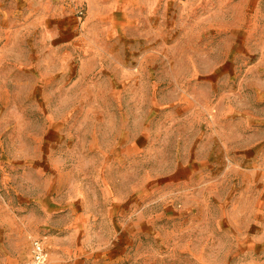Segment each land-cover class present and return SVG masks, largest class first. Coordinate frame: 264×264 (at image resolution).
<instances>
[{
	"label": "rangeland",
	"instance_id": "1",
	"mask_svg": "<svg viewBox=\"0 0 264 264\" xmlns=\"http://www.w3.org/2000/svg\"><path fill=\"white\" fill-rule=\"evenodd\" d=\"M170 2L167 19L161 8L152 16L138 9L135 23L129 12L118 20L84 0H45L41 8L29 0L24 9L0 0V68H11L14 80L0 87V226L20 218L32 180L49 177L51 162L77 165L87 176L89 162L107 161L106 174L123 182L132 174L143 189L151 183L156 200L167 189L188 195L181 246L171 236L164 254L169 264H247L257 256V232L229 233V193L264 192V153L256 154L258 167L237 169L229 153L191 152L211 147L185 140L210 137L214 105L200 83L217 77L225 91L229 72L207 78L205 48L222 52L216 40L225 34L235 53L229 68H238L234 76L246 81L250 100L255 89L264 97V0ZM250 111L264 113V101L252 100ZM176 212L171 207V224ZM12 243L0 228V264Z\"/></svg>",
	"mask_w": 264,
	"mask_h": 264
},
{
	"label": "crops",
	"instance_id": "2",
	"mask_svg": "<svg viewBox=\"0 0 264 264\" xmlns=\"http://www.w3.org/2000/svg\"><path fill=\"white\" fill-rule=\"evenodd\" d=\"M16 1L24 9L29 0ZM32 1L34 8H41L45 3V0ZM47 1L51 5L58 3V0ZM84 1L90 9L103 6L109 11V17L122 21L127 12L132 19L138 9H144L146 16H152L155 15L153 10L159 8L167 12L163 14L167 19L172 6L170 0H146L143 3L141 0ZM134 18L132 20L136 23L138 18ZM225 18L223 26L229 29V11ZM195 37L198 38L193 39H201L203 35ZM216 41L219 42L216 48H223L222 52L209 49L210 46L205 48L210 50L211 70L207 78L223 70L229 72L221 83L225 85V91L220 90L217 77L200 83L208 91L206 104L214 105L213 113L209 115L212 122L210 137L207 141L196 139L191 143L188 138L185 141L195 147H211L193 148L189 150L191 152L229 153L231 168L248 170L258 167L255 160L264 153V113L251 112L250 104L252 100L256 103L264 101V97L262 91L255 89L254 99L250 100V87L244 79L240 82L234 76L238 68H229L231 64L235 66L229 33ZM227 41L229 45L225 44ZM194 46L196 43L187 45L186 49H195ZM227 47L230 48L224 50ZM211 52L216 54L210 55ZM3 53L1 50L0 57ZM10 69L0 68L1 88L14 81L9 75ZM117 147L120 152L121 147ZM129 149L135 150V146L130 145ZM96 163L89 162L90 174L81 176L77 165L56 160L49 164V177L37 176L32 180L33 193L20 207V218L11 219V222L3 220L0 226L2 240L15 241L12 243L13 253L7 255V264H27L31 258L32 241L36 239L43 241L48 251V264H169V257L164 254L171 246V236L177 240L173 243L181 246V228L188 219L183 217L190 209L184 203L188 195L170 194L167 189L162 192L161 199L156 200L151 183H145L146 189L138 187L135 183L138 178L134 181L132 174L123 182V177L114 171L112 176L110 172L106 174L111 163ZM123 183H128L129 187L123 189ZM257 183L260 185L259 181ZM3 203L6 204L4 199ZM178 206L181 210H177ZM171 207L177 211L172 224ZM1 208L4 214H9L10 209H4L3 205ZM235 232H257V256L247 264H264V192L229 193V233Z\"/></svg>",
	"mask_w": 264,
	"mask_h": 264
},
{
	"label": "built area",
	"instance_id": "3",
	"mask_svg": "<svg viewBox=\"0 0 264 264\" xmlns=\"http://www.w3.org/2000/svg\"><path fill=\"white\" fill-rule=\"evenodd\" d=\"M48 251L43 241L33 240L31 249V258L27 264H48Z\"/></svg>",
	"mask_w": 264,
	"mask_h": 264
}]
</instances>
